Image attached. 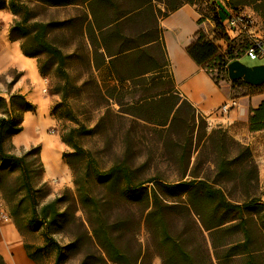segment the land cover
Segmentation results:
<instances>
[{
	"label": "trees",
	"instance_id": "obj_1",
	"mask_svg": "<svg viewBox=\"0 0 264 264\" xmlns=\"http://www.w3.org/2000/svg\"><path fill=\"white\" fill-rule=\"evenodd\" d=\"M154 1L162 2L165 11L155 8ZM197 1L0 0V9L7 7L13 14L9 40L18 41L22 53L36 59L42 76L53 67L68 81L66 64L76 59L79 95L90 89L105 98L106 104L118 105L112 116L122 129L123 117L132 120L119 136L118 149L113 148L106 132L111 112L107 118L99 117L92 127L76 129L105 138L101 152L110 155V162L102 167L98 154L84 151L61 135L73 150L62 153V159L72 172L74 188L66 187L38 210L25 156L37 154L42 174L40 147H31L24 156L3 148L5 135L11 137L22 130V113L36 107L20 93L8 94L7 101L0 96V166L16 165L23 172L33 205L29 223L43 226L47 244L55 248L53 264H62L66 251L78 255L79 264H154L153 256L160 264H264V202L258 195L257 165L251 150L223 127L209 128L203 116L179 95L160 48L159 18L184 3L199 8ZM207 2L212 12L207 18L214 24L215 36L244 41L243 55L249 38L230 35L223 7L213 0ZM226 4L235 11L250 4L257 11L264 10V0H227ZM50 10H55V17ZM58 37L63 39L61 44ZM64 40H71V45L64 46ZM186 51L215 82L213 68L227 76V64L241 57L235 56L231 47L222 52L202 29ZM41 55L46 57L43 62L38 60ZM127 85L142 90L151 87L157 93L135 98L123 109L129 104L123 93ZM231 86L256 88L241 79L231 81ZM103 87L109 88L105 95ZM145 124L160 128L159 162L172 165V180L159 171L152 154L143 157L136 150V129ZM248 128L264 129V100L250 109ZM74 130H69L71 137ZM235 190L242 193L239 199L230 196ZM142 223L149 233L146 246L138 238ZM51 228L66 233L68 245L60 246L49 235ZM29 256L35 260L31 253ZM0 264H4L1 255Z\"/></svg>",
	"mask_w": 264,
	"mask_h": 264
},
{
	"label": "crops",
	"instance_id": "obj_2",
	"mask_svg": "<svg viewBox=\"0 0 264 264\" xmlns=\"http://www.w3.org/2000/svg\"><path fill=\"white\" fill-rule=\"evenodd\" d=\"M154 7L161 12L165 11L162 2H155ZM244 9L255 17L258 25L255 29H258V33H264V10L257 11L251 4L244 6ZM12 21L13 14L10 10L7 7L1 8L0 96L7 101L8 94L20 93L36 108L33 112L22 113V130L11 135V144L27 143L29 148L38 144L43 181L52 185L55 181L65 180L63 183L69 186L66 180L70 178V171L62 159L65 143L57 133H42L45 130L44 115L47 110L43 95L45 80L39 72L36 59L24 55L18 41L9 40L8 30ZM209 21L196 4H182L159 18L160 48L165 53V60L179 95L205 117L209 126L223 127L232 138L250 148L257 165L259 198L264 202V129L250 131L248 128L249 111L264 100V91L251 93L245 89L244 92L234 93L230 81L215 82L190 57L186 51L187 46L199 29L206 31ZM155 54L159 58L160 53L155 51ZM13 77L16 79L11 84ZM224 103L230 105L227 112L217 113V109ZM26 244L25 237L9 212L0 208V255L4 264H38L29 256Z\"/></svg>",
	"mask_w": 264,
	"mask_h": 264
},
{
	"label": "rangeland",
	"instance_id": "obj_3",
	"mask_svg": "<svg viewBox=\"0 0 264 264\" xmlns=\"http://www.w3.org/2000/svg\"><path fill=\"white\" fill-rule=\"evenodd\" d=\"M196 3L199 5V8L202 9L201 12L205 16L210 17V15H212L211 6H209L207 0H200ZM49 13L53 17L56 16L55 10H50ZM60 15H62L61 12ZM207 25L208 26L206 27L205 31L206 34L214 41V43L220 48L222 52H224L227 47H231L233 50V54L237 57H240L241 51L244 48V41L240 42V39L225 41L223 38L215 36V33L213 32L214 24L211 20L207 23ZM57 40V42L61 44V40L63 39L61 37H58ZM54 41H56V37ZM70 42L72 41L64 40V46L66 43L69 44ZM69 50H71V48ZM45 59V55H41L38 60L43 62ZM239 60L248 66L264 63V60L258 58L252 59L246 54L241 55ZM65 69L68 73V81L61 78L60 74L53 70V67L50 68L51 72L49 74L42 76L46 83L43 95L46 99L47 108L44 115V118L46 120L43 130H45L42 131V133L44 134L45 132H54L59 134L60 136L62 135V137L65 139H72L73 142H75L84 151L89 150L94 155L98 154L100 157V159H98L99 165L101 167L106 166L110 162V155L103 154L101 152L103 146L105 145V138L97 134L79 133V131H77L76 129H78L81 125H84L86 128L92 127L95 125L99 117L103 116L104 118H107V114L111 112L110 117L112 118V120H108V122H106V132L113 148L118 149L120 146V143L118 142L119 136L121 135L122 137L129 124H132V120L129 117H123L122 122L124 128L122 129L120 123L117 122L116 118L112 116L118 109V105L106 104L104 100L105 98H99L97 93L91 91L90 89L87 90L85 94L79 95L76 87V85H78L77 81L79 64L76 59H70L66 64ZM211 74L215 79H217V82H219L220 80H227L230 82L233 81L230 80L225 74H217L215 68L212 69ZM254 87L256 88L235 86L234 93L244 92L245 89L251 93L264 91V85ZM108 90L109 88L103 87V94L105 95L106 93H108ZM123 93L125 94L124 101H129V104L123 106V109H127L130 107L132 103L131 101L133 99L140 96L154 95L157 93V90L151 87L147 88L146 90H142L139 87H131L127 85L123 90ZM170 95H172V93ZM156 99L158 98H155L154 100ZM151 117H153V115H151ZM203 118L207 122L205 117ZM140 126H138L136 129L138 133V144L136 150H140V153H142L143 157H147L149 156V154H152L153 159H155V161H158L157 167L159 171L168 180H172L175 175L172 165L166 162H159L160 159L158 155L161 152L159 142L160 128L155 124H145L143 126ZM208 127L214 128L215 126H209L208 124ZM73 128L75 130L72 134L73 137H71L69 135V130ZM164 133L165 132H163V134ZM35 146H38V144L32 145L31 147ZM65 146L66 147L63 153L68 154L73 151L69 145L65 144ZM3 148L5 151L17 156H24L30 149L27 143L12 145L9 135H5L3 139ZM72 160L75 165L79 166V162H77V159H74V157H72ZM25 162L29 169V180L32 187L31 194H33V198L35 199L36 209L39 210L43 204L51 201L66 187L70 189L74 188L72 182V172L68 165L67 166L70 171V178L66 181L69 182V186H66L63 183L65 182V180H60L58 182L55 181L51 185L46 181H43L41 168L37 160L36 153L32 152L30 154H26ZM24 183L25 177L23 176V172H21L18 166H0V208L6 210L11 216H13L14 220L17 222L19 229L21 230V233L25 237L29 253L33 255L37 263L53 264L55 248L53 244H47L46 238L43 234V226H41V224H38V222L36 223L37 226L36 224L34 225L29 223L33 205L31 203V198L26 192ZM241 194L242 193L240 191L235 190L232 191L230 196L233 199H239L241 197ZM49 235L60 246H66L70 241V237L66 233L58 232L55 228L50 229ZM138 238L144 246L149 244V233L144 223H142L139 228ZM38 248H41V250H38ZM152 260L154 264H160V260L156 256H153ZM62 264H79V256L72 253H67L66 251Z\"/></svg>",
	"mask_w": 264,
	"mask_h": 264
},
{
	"label": "built area",
	"instance_id": "obj_4",
	"mask_svg": "<svg viewBox=\"0 0 264 264\" xmlns=\"http://www.w3.org/2000/svg\"><path fill=\"white\" fill-rule=\"evenodd\" d=\"M213 1L221 5L227 13L224 20L227 32L233 36L246 35L249 38L250 45L245 49L244 54L252 59L258 58L264 60V33L259 34L258 29H255L257 23L252 13L245 9L238 11L231 9L226 4L227 0ZM229 107L230 105L224 103L216 112L219 114L226 113Z\"/></svg>",
	"mask_w": 264,
	"mask_h": 264
},
{
	"label": "water",
	"instance_id": "obj_5",
	"mask_svg": "<svg viewBox=\"0 0 264 264\" xmlns=\"http://www.w3.org/2000/svg\"><path fill=\"white\" fill-rule=\"evenodd\" d=\"M226 70L230 80L241 79L252 86L264 85V63L248 66L234 59L227 64Z\"/></svg>",
	"mask_w": 264,
	"mask_h": 264
}]
</instances>
